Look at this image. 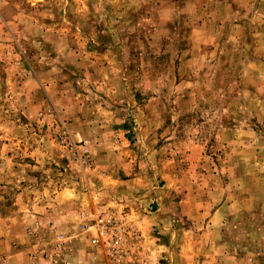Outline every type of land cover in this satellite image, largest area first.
Here are the masks:
<instances>
[{
	"label": "clouds",
	"instance_id": "9594fccd",
	"mask_svg": "<svg viewBox=\"0 0 264 264\" xmlns=\"http://www.w3.org/2000/svg\"><path fill=\"white\" fill-rule=\"evenodd\" d=\"M0 264H264V0H0Z\"/></svg>",
	"mask_w": 264,
	"mask_h": 264
},
{
	"label": "rangeland",
	"instance_id": "374dc122",
	"mask_svg": "<svg viewBox=\"0 0 264 264\" xmlns=\"http://www.w3.org/2000/svg\"><path fill=\"white\" fill-rule=\"evenodd\" d=\"M101 39H104V38H101ZM155 207H156V206H155V205H153V210H155Z\"/></svg>",
	"mask_w": 264,
	"mask_h": 264
}]
</instances>
